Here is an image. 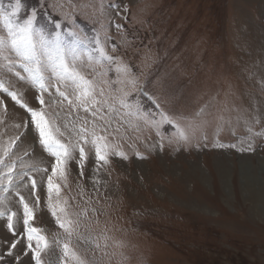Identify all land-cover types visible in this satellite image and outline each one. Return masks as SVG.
Wrapping results in <instances>:
<instances>
[{
    "label": "rangeland",
    "instance_id": "obj_1",
    "mask_svg": "<svg viewBox=\"0 0 264 264\" xmlns=\"http://www.w3.org/2000/svg\"><path fill=\"white\" fill-rule=\"evenodd\" d=\"M33 12L75 50L98 103L59 85L68 99L51 87L41 105L0 68L70 148L53 175L30 113L0 92V177L15 166L0 186V264H35L24 203L48 241L43 264H77L64 244L84 264H264V0H21L12 19Z\"/></svg>",
    "mask_w": 264,
    "mask_h": 264
},
{
    "label": "snow or ice",
    "instance_id": "obj_2",
    "mask_svg": "<svg viewBox=\"0 0 264 264\" xmlns=\"http://www.w3.org/2000/svg\"><path fill=\"white\" fill-rule=\"evenodd\" d=\"M21 11V0H15L11 12L7 11L3 6H0V22L3 23V34H0V68L13 72L20 80L35 86L40 91L39 102L41 105L45 103L43 94L48 88L55 87L56 92L62 99H68L67 91H62L59 85H63L65 89L71 88L72 94L79 105H94L98 103L95 100V87L92 81L87 80L80 72L77 65L81 62L79 56L75 54V50L67 48L59 36L50 37L42 29L36 27V13L33 12L31 16L24 19L23 22H16L12 19L13 16H18ZM19 66V71H15L16 66ZM23 73V74H22ZM55 81V83H53ZM102 91V90H101ZM0 92L6 93L21 107L25 108L30 113L31 121L38 132L41 145L53 157H55V166L53 167V175L60 170L63 163L70 157V148L68 145L61 143L57 138L59 128L51 121L43 110H34L27 104L22 103L18 94L5 86V82L0 80ZM74 101L69 100V104ZM89 109L86 107L85 111ZM95 114V109H93ZM82 133H86L87 129L82 128ZM258 135L260 133H257ZM95 136V133H93ZM182 138L187 137L181 133ZM81 139L85 140L86 137L81 135ZM102 136H95L92 143L96 148V155L99 160H106L104 149L108 147ZM222 146V145H221ZM234 146V145H233ZM79 149L81 158L84 157V149L79 143L75 145ZM4 163L0 159V165ZM8 168V172L4 177H0V186H3V180L6 178L8 186L12 185V176L10 173L14 169V165H4ZM35 187V181H32ZM48 187L51 191L54 187L52 177L48 178ZM23 202V198L21 197ZM24 208V221L23 223L28 226L27 239L29 241L28 247L34 253L35 264H43L41 260V252L48 247V241L42 235H39V230L32 228L29 225L30 219L33 218V211L27 203L23 204ZM3 214L0 213V216ZM53 215H56L53 210ZM13 213L9 216L7 227L10 230L14 229ZM59 222V217H57ZM70 223V222H69ZM60 227H65L63 223ZM36 241L35 247L32 241ZM15 247V245H13ZM65 257L72 255L76 259L77 264H84L74 252L71 251L68 244L63 245Z\"/></svg>",
    "mask_w": 264,
    "mask_h": 264
},
{
    "label": "bare ground",
    "instance_id": "obj_3",
    "mask_svg": "<svg viewBox=\"0 0 264 264\" xmlns=\"http://www.w3.org/2000/svg\"><path fill=\"white\" fill-rule=\"evenodd\" d=\"M262 194V193H261ZM261 196V195H260Z\"/></svg>",
    "mask_w": 264,
    "mask_h": 264
}]
</instances>
